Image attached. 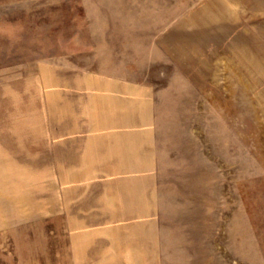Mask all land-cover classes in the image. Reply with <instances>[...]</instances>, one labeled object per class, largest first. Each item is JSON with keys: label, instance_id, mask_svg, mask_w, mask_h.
I'll list each match as a JSON object with an SVG mask.
<instances>
[{"label": "rangeland", "instance_id": "obj_1", "mask_svg": "<svg viewBox=\"0 0 264 264\" xmlns=\"http://www.w3.org/2000/svg\"><path fill=\"white\" fill-rule=\"evenodd\" d=\"M80 72L155 91L160 236L135 247L264 264V0H0V264H73L51 87Z\"/></svg>", "mask_w": 264, "mask_h": 264}, {"label": "crops", "instance_id": "obj_2", "mask_svg": "<svg viewBox=\"0 0 264 264\" xmlns=\"http://www.w3.org/2000/svg\"><path fill=\"white\" fill-rule=\"evenodd\" d=\"M52 78L51 217L65 228L67 255L73 264H161L159 250L135 247L160 236L154 89L113 74Z\"/></svg>", "mask_w": 264, "mask_h": 264}]
</instances>
